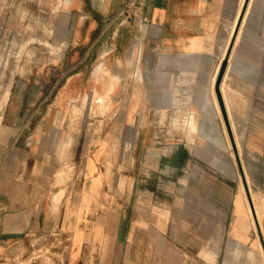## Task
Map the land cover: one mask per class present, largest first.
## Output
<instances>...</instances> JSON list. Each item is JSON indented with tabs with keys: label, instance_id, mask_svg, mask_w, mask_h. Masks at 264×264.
I'll return each mask as SVG.
<instances>
[{
	"label": "crops",
	"instance_id": "1",
	"mask_svg": "<svg viewBox=\"0 0 264 264\" xmlns=\"http://www.w3.org/2000/svg\"><path fill=\"white\" fill-rule=\"evenodd\" d=\"M245 1L131 0L111 18L109 3L98 10L70 0L73 50L78 28L101 27L75 50L73 66L95 56L87 87L106 90L103 117L118 107L98 129L61 111V92L49 101L48 92L25 91L1 109L0 264H256L264 245V0H248L221 91L242 138L257 232L236 157L223 152L213 96ZM115 77L126 101L103 85Z\"/></svg>",
	"mask_w": 264,
	"mask_h": 264
},
{
	"label": "rangeland",
	"instance_id": "2",
	"mask_svg": "<svg viewBox=\"0 0 264 264\" xmlns=\"http://www.w3.org/2000/svg\"><path fill=\"white\" fill-rule=\"evenodd\" d=\"M79 1L85 2L84 6L92 4L98 10L101 9L103 3H109L111 7L110 17L112 18L118 11L125 9L126 4L131 0ZM69 2L70 0H0V111L1 109L10 108L13 98L20 97L25 91L31 94L33 92L36 96L38 93L43 96L48 92L49 101L56 97L58 92H61L64 99L63 103L58 106L59 109L64 112L70 111L74 117L79 116L84 121L83 127L98 129L104 126L105 120L114 114L118 106H114L115 108L111 110L110 114L103 117L100 114L103 104L100 102V98L103 99L102 93L106 92V90L103 91L101 88L87 87L88 81L92 80L91 67L95 66L97 60L95 56L90 54L87 60H84L76 67L73 66V63L78 59L79 55V52L75 50L82 49L86 46L87 41L85 40L91 34L97 32V30L99 32L101 27L99 25H83L81 30L77 27L81 41L80 45L73 50L71 38L73 37L75 24L72 22H75L76 19L74 17L75 10L72 9L70 11L69 8H66ZM55 3L56 7L61 4L60 14H62L61 22L56 24L54 20L55 14L51 8ZM125 16H128V13L123 12L120 15L119 21ZM135 16V13L130 11L129 19ZM117 23L118 20L115 24ZM233 25L231 26L230 32ZM100 45L101 42H97L94 50L96 51ZM63 49H66V54L61 57L60 69L54 66V63L58 62L61 58L58 55L54 56L50 54H59ZM98 68L101 69V72L94 76V84L101 83L102 65L98 64L95 71ZM71 77L76 78L75 81L72 82L71 86L65 87L66 82ZM130 78L132 77L129 76L127 78V82ZM54 81H58V83L50 89V84ZM121 82L123 83V81ZM27 83L29 84L28 87ZM114 83L119 84V78L115 77L109 82L104 81L103 85L113 88ZM109 91L110 96L114 95L118 97L116 103L118 101H126L130 95L129 92L122 88V85L115 86ZM96 96L97 103L96 100H92V97L95 99ZM70 97L73 99L69 106L67 102ZM104 108L109 110L110 104H106ZM232 122L233 130L237 135L235 122L233 120ZM236 137L241 147V156L243 159L242 138L238 135ZM145 139L148 144L151 139L161 141L164 138ZM221 145L223 152L232 158L224 133L221 137ZM257 261H260V254L258 255Z\"/></svg>",
	"mask_w": 264,
	"mask_h": 264
},
{
	"label": "bare ground",
	"instance_id": "3",
	"mask_svg": "<svg viewBox=\"0 0 264 264\" xmlns=\"http://www.w3.org/2000/svg\"><path fill=\"white\" fill-rule=\"evenodd\" d=\"M240 11V10H239ZM241 12H242V10H241ZM239 13V12H238ZM240 15H241V13H239ZM244 15V14H243ZM239 18H240V16H239ZM242 20V19H241ZM236 21H237V18H236ZM236 21H235V23H234V25H233V27H232V30H231V32H230V35H229V38H228V40H227V43H226V46H225V49H224V58H225V56H226V54H227V52H228V50H229V47H230V44H231V42H232V40H233V37L235 36V39H234V42H233V44L236 42V40H237V37H238V33H239V30H240V25H241V22H240V25H239V27L237 28V24H238V22H239V19H238V22L236 23ZM236 28H237V30H236ZM237 31H238V33H237ZM140 42V41H139ZM233 46V45H232ZM232 48V47H231ZM138 49V48H137ZM230 52H231V50H230ZM230 56V55H229ZM223 58V59H224ZM229 59V58H228ZM230 60V59H229ZM219 67V66H218ZM101 72V69H99L98 68V70H96L95 71V73H97V75L99 74ZM225 74V73H224ZM215 80H216V75H215V77L213 78V85H214V83H215ZM223 81H224V75H223V78H222V81H221V85H220V88H221V91H222V93L224 94V89H223ZM214 91V90H213ZM214 101H215V104H216V107H217V110H218V114H219V117H220V120H221V124H222V127H223V130H224V133H225V136H226V139H227V142H228V146H229V148H230V151H231V154H232V156L233 157H236V160H237V157H239V155H238V150H239V144H238V141H237V137H236V134H235V131L233 130V122L229 119V122H230V125H231V129H232V134H233V140L231 139V137L229 136V133H228V131H227V127H226V125H225V122H224V119H223V115H222V112H221V109H220V105H219V102H218V100H217V96H216V94H215V92H214ZM225 101V107H226V110H227V112H228V105H227V103H226V100H224ZM100 102L101 103H103V99H101L100 98ZM229 117H230V115H229ZM240 171V170H239ZM244 173V172H243ZM248 181V180H247ZM250 187V186H249ZM244 189V188H243ZM250 189V188H249ZM246 193V192H245ZM248 198V197H247ZM250 198H251V196H250ZM254 199V198H253ZM247 200V199H246ZM247 202V206H248V212H249V215H250V220H251V222H252V224H253V226H254V229H255V231L257 232L258 231V227H259V224H258V219H259V215H258V211H257V209H256V207H255V203H254V201H253V203H254V206H253V203H251L252 202V200H251V202H250V200L248 201H246ZM249 202H250V205H249ZM260 237V236H259ZM261 239V238H260ZM259 246H260V261H257L256 260V262H257V264H263L262 262H263V260H264V253H263V247H264V245H262V243L259 241Z\"/></svg>",
	"mask_w": 264,
	"mask_h": 264
},
{
	"label": "water",
	"instance_id": "4",
	"mask_svg": "<svg viewBox=\"0 0 264 264\" xmlns=\"http://www.w3.org/2000/svg\"><path fill=\"white\" fill-rule=\"evenodd\" d=\"M247 3H248V0L245 1L244 6L242 8V12H241V15H240V18H239V22L237 24V28L240 25V22H241V19L243 17V14L245 12ZM237 28H236V30H237ZM234 39H235V36L233 37V40H232V42L230 44L229 50H228L225 58L221 62V65L219 67V70H218V73H217V76H216L215 85H214V90H215V93H216L217 98H218V102H219L220 109H221V112H222V115H223V119H224L225 125L227 127V131L229 133V136L231 137L232 140H233L232 129H231V125H230V122H229V117H228V114H227V110L225 108L224 100H223V97H222V94H221L220 83L222 81L223 75H224L225 70H226V67H227L228 58H229V55H230V50H231V47L233 45ZM237 164H238V168H239V170L241 172V175L243 177V182H244V185H245V189H246V192H247V196H248V198H249V200L251 202L249 189H248L246 180L244 178L243 168H242V164H241V161H240V158L239 157H237Z\"/></svg>",
	"mask_w": 264,
	"mask_h": 264
}]
</instances>
